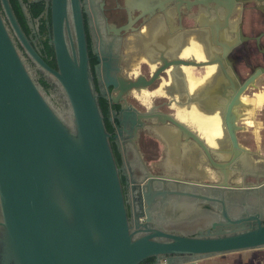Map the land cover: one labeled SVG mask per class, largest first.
<instances>
[{"label":"flooded vegetation","instance_id":"obj_1","mask_svg":"<svg viewBox=\"0 0 264 264\" xmlns=\"http://www.w3.org/2000/svg\"><path fill=\"white\" fill-rule=\"evenodd\" d=\"M19 1L29 24V39L42 57L47 56L44 41L49 38L52 43L53 0ZM34 2L44 5L38 17L30 10ZM145 2L79 0L92 83L98 97L110 102L112 118L116 119L117 115L124 121L116 122L112 140L120 151L118 167L124 178L130 224L138 231L135 237L148 233V227L198 235L206 232L211 223L195 227L191 232L183 228L191 227L198 218L210 214L225 220L221 215L225 207L232 217L244 213L264 214V185L255 187L264 181V153L260 149L264 144V74L258 78L256 88L248 87L239 93L254 69L264 67V45L258 47L256 44V36L264 32V13L258 10L256 2L248 3L243 14V30L250 38L228 50L226 57V48L216 44L213 38H207V34H202L207 43L201 46L185 44L183 37L192 28L188 21L205 11L202 5L191 6V0H170L163 12L160 9L149 11L152 8ZM67 9L65 38L70 52L73 48L71 38L78 51L73 0H67ZM238 12L237 9L233 20H238ZM254 13H259L263 25L247 30L248 14L253 16ZM20 50L36 83L47 95L55 97L59 93V81L43 72L21 45ZM163 52L164 59L161 58ZM48 60L50 66L58 69L55 54ZM208 68H212L211 73ZM41 78L49 82L48 90L41 85ZM152 79L151 84L146 83ZM238 94L246 105L239 108V104L237 109L230 111L226 105ZM114 97L119 102H113ZM179 111L187 115V120L179 118ZM192 113L202 119L209 116L220 119L221 132L213 136V143L208 141L198 121L192 120ZM139 115L148 117L141 121ZM171 118L183 126L175 124ZM133 120L139 125L138 134ZM159 125L166 129L162 130ZM245 156L247 162H243ZM164 175L181 180L166 182L161 178ZM150 179L152 181L148 182ZM226 180L228 186H218ZM146 210L150 213V221L147 225L139 224L138 216ZM146 219L147 215L142 221L147 223ZM250 250L262 252L264 247L201 258L190 254L174 257L176 264H238L239 255L234 253ZM151 258L141 264L167 262L164 255Z\"/></svg>","mask_w":264,"mask_h":264},{"label":"water","instance_id":"obj_2","mask_svg":"<svg viewBox=\"0 0 264 264\" xmlns=\"http://www.w3.org/2000/svg\"><path fill=\"white\" fill-rule=\"evenodd\" d=\"M169 1L146 0L145 4L152 8L149 11L165 12ZM250 2L264 13V0H191L190 5L205 8L208 30L226 48V56L250 38L243 30V14ZM67 11V0L52 1L55 69L26 35L10 1L0 0V264H141L154 255L167 256L164 264H176L174 255L201 258L264 247V214L232 217L226 207L221 213L225 220L212 221L198 235L148 227V233L135 237L138 231L130 224L111 134L92 83L79 0H73L78 51L71 38L70 52L65 38ZM263 37L264 32L256 36L258 47L264 45ZM15 38L43 72L59 81L55 97L36 83ZM263 74L264 67L257 66L239 93L256 88ZM240 94L226 105L230 111L246 105ZM113 102L119 99L114 97ZM147 117L139 115L141 121ZM115 118L124 122L120 116ZM247 160L245 156L243 162ZM228 185L226 180L218 186ZM263 185L264 181L255 187ZM142 205L145 208L144 201ZM147 211L138 216L139 224L150 221ZM145 215L147 223L142 221Z\"/></svg>","mask_w":264,"mask_h":264},{"label":"trees","instance_id":"obj_3","mask_svg":"<svg viewBox=\"0 0 264 264\" xmlns=\"http://www.w3.org/2000/svg\"><path fill=\"white\" fill-rule=\"evenodd\" d=\"M12 8L23 28V30L25 31L26 35L28 36V32L30 30L29 28V24L27 23L26 20V15L24 13L23 7L21 5V2L19 0H9ZM30 10L31 13L34 17H38L41 12L44 10V5H42L41 3H36L34 2L32 5H30ZM46 27L45 23L42 24V29H44ZM45 44V52L47 53V56L43 55V58L49 62L48 58L54 56L55 51H54V46L52 43H50L49 38L45 39L44 41ZM20 48V45H18ZM41 85L44 87L45 90H48L49 88V82L46 81L45 79L41 78L40 80ZM99 104H100V108L104 117V121H105V125L106 128L108 130V132L111 134L110 137V142L112 145V150L117 162V165H119L121 156H120V151L117 149L116 144L114 143V141L112 140V135H114L116 133V122H119L118 119H113L112 118V114H111V106H110V102L105 99L104 97H99ZM115 107H119L118 105H115ZM121 180L122 183L124 185V178L121 176ZM152 257V256H151ZM148 257L149 260L152 258Z\"/></svg>","mask_w":264,"mask_h":264},{"label":"crops","instance_id":"obj_4","mask_svg":"<svg viewBox=\"0 0 264 264\" xmlns=\"http://www.w3.org/2000/svg\"><path fill=\"white\" fill-rule=\"evenodd\" d=\"M192 17L194 19L190 18V20L188 21L189 24L192 25V28L189 29V31H187V33L184 35L183 38L185 40V44L192 45V46L193 45L201 46V45L207 43L206 39H205L206 41H203L204 39H202V36L207 34L206 35L207 38H209V37L211 39L213 38L212 35L210 34L209 30H208V27H209L208 18L209 17L206 15L205 12L201 13L197 17L194 15ZM209 21H210V19H209ZM248 21L249 22L246 25L247 30H249V28H252V29L261 28L263 25V22L261 21V18L259 17V13L258 14L254 13L253 16L248 14ZM203 31H206V33H204ZM202 34H204V35H202ZM263 43H264V40H263ZM216 44H217V42H216ZM261 101H263V100H261ZM260 103L261 102H259V104ZM192 115H193V113H192ZM260 149L264 153V144L262 145V147ZM244 254L239 255V263L238 264H264V251L260 252L257 250H252V251L250 250L247 253L248 255H244Z\"/></svg>","mask_w":264,"mask_h":264},{"label":"bare ground","instance_id":"obj_5","mask_svg":"<svg viewBox=\"0 0 264 264\" xmlns=\"http://www.w3.org/2000/svg\"><path fill=\"white\" fill-rule=\"evenodd\" d=\"M188 53V52H187ZM190 54V53H189ZM134 63V62H133ZM216 66V65H215ZM189 72V71H188ZM208 72L211 73L212 72V68H208ZM207 72V73H208ZM206 73V75H208ZM190 77L194 80V83H197L196 80L194 79V77H192V75L189 72ZM205 76V75H204ZM207 77V76H206ZM205 78V77H204ZM245 99V98H244ZM248 105V104H247ZM246 109V108H245ZM242 114V113H241ZM178 116L179 118L183 119V120H187V115L185 113L182 112H178ZM251 116V115H250ZM192 120L195 121L197 120L199 123V126L201 128V130L203 131V133L205 134V136L207 137L208 141L210 143H213V136H217L220 134L221 132V121L220 119H218L216 116H209L206 119H202L201 117H198V115L196 113H193L192 115ZM254 119V118H253ZM247 120V119H246ZM244 120V121H246ZM243 121V120H242ZM248 123L252 124V121H248ZM243 124V123H242ZM247 125V124H246ZM244 126V125H243ZM250 128V127H249ZM252 128V127H251ZM213 145V144H212ZM199 161V160H198ZM200 168V167H199ZM207 179V178H206Z\"/></svg>","mask_w":264,"mask_h":264},{"label":"rangeland","instance_id":"obj_6","mask_svg":"<svg viewBox=\"0 0 264 264\" xmlns=\"http://www.w3.org/2000/svg\"><path fill=\"white\" fill-rule=\"evenodd\" d=\"M263 141V140H262ZM219 217V215L217 214H210L201 218H198V220H196L197 222L195 224H193L191 227H185L183 228L184 230H187L188 232H191L195 229V227H206L208 226L212 221L217 220ZM220 219V218H219ZM241 253V254H240ZM245 253V254H244ZM248 251H241V252H236L234 253V255H248L247 254ZM215 259V258H214ZM217 259V258H216Z\"/></svg>","mask_w":264,"mask_h":264}]
</instances>
